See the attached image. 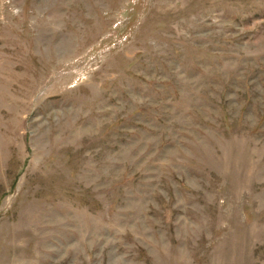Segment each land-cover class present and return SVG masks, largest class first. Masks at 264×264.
<instances>
[{
	"label": "rangeland",
	"instance_id": "374dc122",
	"mask_svg": "<svg viewBox=\"0 0 264 264\" xmlns=\"http://www.w3.org/2000/svg\"><path fill=\"white\" fill-rule=\"evenodd\" d=\"M0 264H264V0H0Z\"/></svg>",
	"mask_w": 264,
	"mask_h": 264
}]
</instances>
